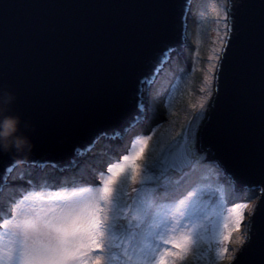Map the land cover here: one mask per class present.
<instances>
[{
  "label": "snow or ice",
  "instance_id": "1",
  "mask_svg": "<svg viewBox=\"0 0 264 264\" xmlns=\"http://www.w3.org/2000/svg\"><path fill=\"white\" fill-rule=\"evenodd\" d=\"M219 3L214 87L201 89L206 95L199 109L175 138L155 141L156 158L149 144L159 122L122 153L113 145L134 126L168 115L157 82L167 73L175 90L173 81L184 72L191 0H26L0 8V68L50 34L63 39L73 62L87 55L85 47L98 49L100 36L114 44L100 100L84 117L88 125L108 124L111 130L74 145L67 164L14 158L0 172V192L12 190L0 203V264H114L117 256L122 264H192L202 253L206 264H250L254 250L264 255V179H238L243 173L264 176V0ZM169 35L174 41L158 50L147 71L139 70L138 45ZM129 81L132 110L122 115ZM221 81L228 131L209 127L202 135ZM10 99L5 114L16 116L17 98ZM98 146L112 158L95 165ZM36 166L59 175L37 178L31 171Z\"/></svg>",
  "mask_w": 264,
  "mask_h": 264
},
{
  "label": "water",
  "instance_id": "2",
  "mask_svg": "<svg viewBox=\"0 0 264 264\" xmlns=\"http://www.w3.org/2000/svg\"><path fill=\"white\" fill-rule=\"evenodd\" d=\"M26 2V0H0V8ZM66 3H96L104 0H61ZM182 2V0H181ZM174 41V37L161 36L157 40L140 43L138 69L147 71L158 50ZM100 47H85L86 56L78 62L69 58L64 50V41L55 34L40 39L29 49L21 52L0 68V104L11 103L10 95L17 98L15 114L20 119V132L28 137L31 149L24 153L0 151V172L8 167L12 159L27 158L36 161H56L67 164L73 155L74 145H85L91 137L112 125H88L84 121L87 110L97 104L103 89V75L106 58L114 50L113 42L106 37H98ZM214 74V73H213ZM214 87V84L212 82ZM133 82L126 85L124 112L132 110ZM210 119L205 121V129L220 126L225 133L228 128L222 123L226 112L223 83L220 84V98L215 108L209 107ZM69 129L72 134L69 135ZM207 144V137L205 136ZM39 167V166H37ZM240 182L254 183L264 176L258 173H243ZM228 264H232L229 261ZM250 264H264V255L256 249L251 253Z\"/></svg>",
  "mask_w": 264,
  "mask_h": 264
},
{
  "label": "rangeland",
  "instance_id": "3",
  "mask_svg": "<svg viewBox=\"0 0 264 264\" xmlns=\"http://www.w3.org/2000/svg\"><path fill=\"white\" fill-rule=\"evenodd\" d=\"M191 3L193 11L188 21V46L181 58L184 72L178 81H173L175 90L169 87L170 81L167 73L160 77L157 82L158 86L161 82L163 84L159 100L161 109H163L165 101L167 102L168 115L162 121L153 120L143 127L137 125L129 129L123 140L119 144L113 145L117 154L122 153L137 134H148L150 129L159 122L161 127L156 130V135L153 136L149 144L152 157H158L159 149L153 147L155 141L159 139L162 144H166L171 138H175L182 127L188 123L194 111L199 109L201 100L206 95V92H201V89L213 87L212 76L214 70H212V65L216 61L211 59V57L214 55V49L219 46L218 36L221 33L218 29H221L222 25L217 24L216 20L223 15V12L219 0H193ZM94 151L100 152L101 156L92 161V164L100 165L102 161L106 162L112 158L110 154L103 153L100 146ZM22 170L13 171L12 177L20 175ZM31 171L37 178L48 174L59 175L58 172L50 167L42 170L36 166ZM81 174L88 176V173L84 171ZM203 175L205 174L201 173V176ZM90 177L88 176L89 179H91ZM130 191L131 186H129ZM205 195L211 198L212 193L208 191ZM10 196H12V190L6 187L5 190L0 192V203L6 204ZM253 203H256V201H253ZM2 216H5L4 212H0V217ZM4 231L2 222H0V237L4 236ZM235 235L237 234H234V238ZM228 263V259L222 262V264ZM114 264H122L119 256L116 257ZM192 264H206V253H202L199 257H194Z\"/></svg>",
  "mask_w": 264,
  "mask_h": 264
},
{
  "label": "clouds",
  "instance_id": "4",
  "mask_svg": "<svg viewBox=\"0 0 264 264\" xmlns=\"http://www.w3.org/2000/svg\"><path fill=\"white\" fill-rule=\"evenodd\" d=\"M30 148V140L20 132L19 117L6 115L4 105L0 104V151L24 153Z\"/></svg>",
  "mask_w": 264,
  "mask_h": 264
},
{
  "label": "bare ground",
  "instance_id": "5",
  "mask_svg": "<svg viewBox=\"0 0 264 264\" xmlns=\"http://www.w3.org/2000/svg\"><path fill=\"white\" fill-rule=\"evenodd\" d=\"M191 1H193V0H191ZM17 170H22V168H20V169H16V171H17ZM16 171H15V172H16ZM90 178H91V177H90ZM5 188H6V187H4L3 190H5ZM253 205H255V203H253ZM249 212H251V207L249 208Z\"/></svg>",
  "mask_w": 264,
  "mask_h": 264
}]
</instances>
